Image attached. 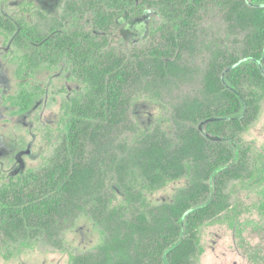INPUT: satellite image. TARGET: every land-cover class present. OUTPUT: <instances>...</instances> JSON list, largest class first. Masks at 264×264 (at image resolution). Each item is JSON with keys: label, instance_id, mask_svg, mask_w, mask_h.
<instances>
[{"label": "trees", "instance_id": "1", "mask_svg": "<svg viewBox=\"0 0 264 264\" xmlns=\"http://www.w3.org/2000/svg\"><path fill=\"white\" fill-rule=\"evenodd\" d=\"M144 1L178 20L174 30L162 26L163 42L142 56L137 53L132 62L118 56L101 33H110L121 13H140L136 0H64L62 19L26 5L37 16L31 23L24 16L12 21L0 13V33L11 37L19 52L22 81L32 68L66 59L69 77L85 85L81 96L62 106L66 131L49 164L0 184V242L35 235L55 239L63 222L82 213L103 241L90 250L69 252V264H198L200 228L219 222L230 209L226 182L252 176L245 156L233 163V152L208 136L235 137L257 118L264 97V4L218 0L229 25L244 32L242 55L223 50L208 62L201 94L175 107L177 131L168 135L158 125L141 130L129 109L138 90L156 85L154 97L160 86L180 77L182 38L206 0ZM87 10L93 12L96 34L61 30L66 19ZM34 94L21 90V111ZM127 133L138 136L131 140ZM108 173L117 179L123 202L114 203ZM183 176L191 182L171 201L148 202L143 190ZM58 246L65 249L61 242Z\"/></svg>", "mask_w": 264, "mask_h": 264}, {"label": "rangeland", "instance_id": "2", "mask_svg": "<svg viewBox=\"0 0 264 264\" xmlns=\"http://www.w3.org/2000/svg\"><path fill=\"white\" fill-rule=\"evenodd\" d=\"M248 2L252 6L264 4V0ZM136 3L141 8L140 13L133 10L121 13L110 33H101L108 36L118 56L128 62L134 61L137 53L142 56L152 46L161 44L159 29L165 26L174 30L178 20L171 16V11H161L157 4L142 0H136ZM26 5L48 16L61 18L64 0L0 1V13L12 21L24 16L29 23L35 22L37 16L32 17ZM92 17L93 12L89 10L81 16L75 14L63 22L61 30L80 29L96 34ZM11 39L0 33V184L27 169L49 164L66 131L67 117L62 106L71 97L81 96L85 88L81 81L69 77L66 59L54 66L32 68L22 81L17 74L19 52ZM182 46L178 59L182 68L180 77L166 87L160 86L154 97L156 85H150L147 92L138 90L131 104L129 114L143 131L158 125L168 135L175 134V107L183 100L201 94L204 71L219 51L242 55L244 32L229 25L225 8L218 0H206L196 11L192 27L182 38ZM261 66L264 72V62ZM224 83L230 87L226 80ZM22 89L35 93L25 111L18 105ZM243 114L244 111L239 116ZM199 128L203 131L201 124ZM127 134L131 140L138 136ZM208 137L233 152V163L245 156L252 176L226 182L224 191L229 194L230 209L219 222L200 228L202 252L198 264H264V97L257 118L246 131L231 138ZM190 182V177L183 176L153 191L143 192L148 202L156 205L171 201ZM208 182L211 198L214 182L213 179ZM106 186L117 197L114 203L123 202L114 175L108 173ZM102 241L103 235L92 220L78 213L62 223L55 239L35 235L17 242H0V264H69V252L90 250ZM58 242L65 249H59Z\"/></svg>", "mask_w": 264, "mask_h": 264}]
</instances>
